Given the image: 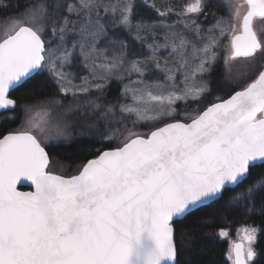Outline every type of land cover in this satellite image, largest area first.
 Wrapping results in <instances>:
<instances>
[{"label":"snow or ice","instance_id":"1","mask_svg":"<svg viewBox=\"0 0 264 264\" xmlns=\"http://www.w3.org/2000/svg\"><path fill=\"white\" fill-rule=\"evenodd\" d=\"M256 20L264 0H0V264H192L220 210L226 264H264Z\"/></svg>","mask_w":264,"mask_h":264},{"label":"trees","instance_id":"2","mask_svg":"<svg viewBox=\"0 0 264 264\" xmlns=\"http://www.w3.org/2000/svg\"><path fill=\"white\" fill-rule=\"evenodd\" d=\"M225 13L224 10L220 11L218 14L221 15ZM119 86L113 84L112 87L109 89L108 98L112 99L118 95ZM15 95V93H14ZM19 121H17L18 125ZM16 125H13L15 127ZM50 153L52 154L53 158L64 159L66 155H76L79 152V149L76 145L71 147H64L59 149H49ZM83 157H79L77 162ZM212 208H205L202 212L197 213L198 216L204 215L205 213H210L214 210ZM225 213L223 210H220L213 227L211 228H204L197 230V235L195 242L188 253L192 264H226L225 253L229 248L230 239L235 236L236 229L240 227L242 223V218L240 214L233 213L231 211L226 213V219L220 218L224 216ZM254 221L249 220L248 223H253ZM259 223V221H255ZM220 227H227L230 232V236L227 239H221L219 237H205L203 235L204 232H216ZM260 246L264 247V239L260 241Z\"/></svg>","mask_w":264,"mask_h":264},{"label":"rangeland","instance_id":"3","mask_svg":"<svg viewBox=\"0 0 264 264\" xmlns=\"http://www.w3.org/2000/svg\"><path fill=\"white\" fill-rule=\"evenodd\" d=\"M173 2H174L177 6H179V4H181V3L183 2V0H173ZM224 11H225V13H223V14H221V15H226V10H224ZM172 19H175V16H174V15H173ZM255 26H256L257 30H260V29L264 28V22H261V21H259V20H256V21H255ZM161 42H163V41L161 40ZM163 54H166V52L163 53ZM133 78H135V77H133ZM230 240H231V241H236V240H237V232L235 233V236H234L233 238H231Z\"/></svg>","mask_w":264,"mask_h":264},{"label":"water","instance_id":"4","mask_svg":"<svg viewBox=\"0 0 264 264\" xmlns=\"http://www.w3.org/2000/svg\"><path fill=\"white\" fill-rule=\"evenodd\" d=\"M18 187H19V190H21V191H30L31 190L27 183H24L23 185H20Z\"/></svg>","mask_w":264,"mask_h":264}]
</instances>
